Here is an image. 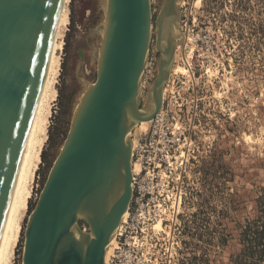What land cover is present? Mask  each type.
<instances>
[{
  "label": "rangeland",
  "instance_id": "obj_1",
  "mask_svg": "<svg viewBox=\"0 0 264 264\" xmlns=\"http://www.w3.org/2000/svg\"><path fill=\"white\" fill-rule=\"evenodd\" d=\"M180 7V28L192 37L193 49L182 41L162 106V139L147 142L141 160L164 154L166 138L179 158L147 178L124 233L145 227L155 264H264V0H180ZM70 8L59 96L28 215L85 82L96 79L92 34L104 19L101 0H72ZM152 8L155 18L159 0ZM157 59L154 35L143 96ZM151 127L136 126L132 138L138 141ZM160 219L162 229L153 228ZM22 249L23 233L14 264H22ZM130 258L127 251L113 264H133Z\"/></svg>",
  "mask_w": 264,
  "mask_h": 264
},
{
  "label": "water",
  "instance_id": "obj_2",
  "mask_svg": "<svg viewBox=\"0 0 264 264\" xmlns=\"http://www.w3.org/2000/svg\"><path fill=\"white\" fill-rule=\"evenodd\" d=\"M62 0H0V243L40 102ZM96 79L85 82L66 138L30 210L22 264H106L133 199V139L162 109L175 62L180 0H101ZM155 35L157 71L143 96ZM82 56V55H81Z\"/></svg>",
  "mask_w": 264,
  "mask_h": 264
},
{
  "label": "bare ground",
  "instance_id": "obj_3",
  "mask_svg": "<svg viewBox=\"0 0 264 264\" xmlns=\"http://www.w3.org/2000/svg\"><path fill=\"white\" fill-rule=\"evenodd\" d=\"M71 2L72 0H62L60 4L53 42L48 54L44 80L41 86L40 102L36 106L28 146L18 175L8 219L0 243V264H14L16 248L24 231L23 220L24 217L28 215L30 200L35 195V181L42 163V154L48 139L50 122L54 115L55 104L59 96L58 84L62 72L65 37L70 25ZM192 40L191 36L184 37V33L180 28L175 59L178 50L183 45L181 44L182 41H184V43L186 42L187 45L189 44L188 47L186 46V49L192 51ZM176 69V66L173 65L170 79ZM168 83L165 86L164 97L166 95ZM162 110L163 109L159 111L157 117L161 114ZM152 122L153 120L141 121L136 126L148 127ZM136 144L137 140L133 139V154ZM135 162L134 158H132L133 177L134 173L139 172L141 168L140 164ZM130 208L124 215L121 225L117 229L107 249L106 264H109L114 254V248L117 245V236L120 234L124 223L129 218ZM154 227L162 229V220H158Z\"/></svg>",
  "mask_w": 264,
  "mask_h": 264
},
{
  "label": "built area",
  "instance_id": "obj_4",
  "mask_svg": "<svg viewBox=\"0 0 264 264\" xmlns=\"http://www.w3.org/2000/svg\"><path fill=\"white\" fill-rule=\"evenodd\" d=\"M162 113L158 117L156 115L152 122L150 132L146 133L144 137L139 138L135 146L133 158L137 163L140 164L141 168L139 172L134 173V194L131 202L129 218L128 220H126L122 230L120 231V234L117 236V245L114 248V254L110 259L109 264H113L116 261L122 263V261L126 257L127 251L131 256L130 260H132L133 264H155L152 259L151 253V249L153 248V242L147 241V234H143V232L145 231V227H140L138 225V227H136L135 234H131L129 236L124 233V227L129 223V221H133L134 219L135 215H133L132 213V206L134 205V203H137L142 198V196H144V183L147 178H152V172H155V169L162 167L166 163L170 165L174 159L178 160L179 158L177 150L174 147V143L172 144V141L169 138H166V144H164L163 146V148L165 149L164 154L162 151L160 155H155L152 158L149 157L147 161L141 160V153L143 151V148L146 146L147 142H149L151 146H154L158 145V143L162 139V134L160 132V122L163 115ZM169 133L174 134V131H171ZM153 228L155 227L153 226ZM154 231V234H159L156 229H154ZM126 244H128V250L124 249V246Z\"/></svg>",
  "mask_w": 264,
  "mask_h": 264
}]
</instances>
